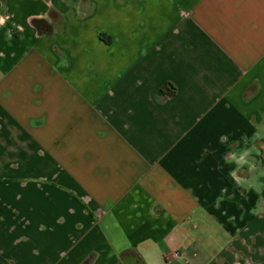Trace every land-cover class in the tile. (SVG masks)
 Wrapping results in <instances>:
<instances>
[{
  "label": "crops",
  "instance_id": "obj_1",
  "mask_svg": "<svg viewBox=\"0 0 264 264\" xmlns=\"http://www.w3.org/2000/svg\"><path fill=\"white\" fill-rule=\"evenodd\" d=\"M88 260L264 264V0H0V264Z\"/></svg>",
  "mask_w": 264,
  "mask_h": 264
},
{
  "label": "trees",
  "instance_id": "obj_2",
  "mask_svg": "<svg viewBox=\"0 0 264 264\" xmlns=\"http://www.w3.org/2000/svg\"><path fill=\"white\" fill-rule=\"evenodd\" d=\"M161 95H160V99H161V101L162 102H165V101H167L168 99H170V98H172V97H174L175 95H176V93H177V89H176V87L173 85V84H171V83H169V84H166L163 88H162V90H161ZM90 261L91 260H88L87 262H85L84 264H90Z\"/></svg>",
  "mask_w": 264,
  "mask_h": 264
},
{
  "label": "built area",
  "instance_id": "obj_3",
  "mask_svg": "<svg viewBox=\"0 0 264 264\" xmlns=\"http://www.w3.org/2000/svg\"><path fill=\"white\" fill-rule=\"evenodd\" d=\"M174 256H175L176 258H179V257H180V255H179L178 253H176Z\"/></svg>",
  "mask_w": 264,
  "mask_h": 264
}]
</instances>
